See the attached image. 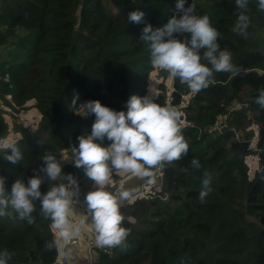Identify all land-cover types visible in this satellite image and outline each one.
Listing matches in <instances>:
<instances>
[{"label":"trees","instance_id":"obj_1","mask_svg":"<svg viewBox=\"0 0 264 264\" xmlns=\"http://www.w3.org/2000/svg\"><path fill=\"white\" fill-rule=\"evenodd\" d=\"M0 2V49H6L0 56V98L9 94L18 105L33 100L39 114L35 130L20 127V161L11 163L0 152V177L10 191L17 179L26 182L35 174L45 153L63 163L65 174L83 170L65 163L63 151L72 156L78 137L91 134L96 118L77 114L72 107L74 96L79 95L76 109L86 101H99L125 113L132 95L146 97L155 68L141 40L142 30L147 24L153 30L163 27L174 14L177 0ZM191 2L187 0L185 6ZM195 3L196 14L210 18L220 33L221 50L231 53L241 71L215 73L214 82L196 94L171 77L166 90L165 71L160 76L152 101L179 108L188 154L162 169V195L167 200L153 196V189L145 188V181L139 179L134 197L119 203L124 217L121 226L130 230L127 247H116L111 254L96 250L92 264H264V109L255 103L264 89V11L258 0H249L245 39L232 31L237 20L235 0ZM133 11L144 13L143 23L128 21ZM256 29L262 34L253 36ZM178 38L183 42L184 36ZM233 102L246 107L228 112ZM222 114H228L223 130L209 131ZM245 117L257 130L253 148L247 141L236 140L233 131ZM8 134L0 107V139ZM102 143L110 142L105 138ZM7 152L11 154L10 149ZM249 156L254 159L252 170L246 161ZM193 159L200 162V170L192 168ZM204 170L213 181L201 203ZM128 178L133 177L113 171L105 190L117 197ZM87 179L79 182L80 199L73 203L85 208L86 190L93 188L92 179L88 186L84 184ZM61 182L66 183L63 179L43 183L42 193ZM35 205L33 224L19 219L11 209L9 215L0 217V251L11 253L8 264H53L59 256V250L46 248L55 239L51 220L41 214L39 201ZM128 216L135 222H129Z\"/></svg>","mask_w":264,"mask_h":264},{"label":"clouds","instance_id":"obj_2","mask_svg":"<svg viewBox=\"0 0 264 264\" xmlns=\"http://www.w3.org/2000/svg\"><path fill=\"white\" fill-rule=\"evenodd\" d=\"M186 3L187 0H177L174 14L163 27L153 30L152 25L147 24L142 30L141 40L148 48L153 68L167 72L196 94L214 82L215 73L235 75L241 70L233 64L231 53L227 49L221 50L218 43L220 33L212 26L210 18L196 14L195 0L187 7ZM235 3L237 20L232 31L247 39L249 0H235ZM258 7L264 11V0H258ZM143 18L142 11H133L128 21L141 24ZM179 36H184L183 42ZM77 99L78 94L72 102L77 114L85 118L94 114L96 119L91 134L78 137V147H73L72 156L64 161L71 160L74 167L82 168L97 186L84 198L96 233L95 245L126 248L130 230L121 226L124 217L118 199L105 189L113 171L121 175L130 174L152 185L158 170L186 156L189 144L182 134V114L170 106H161L148 97L137 95H132L127 101V113L102 106L99 101H86L76 109ZM255 103L264 109V89L259 91ZM105 138L110 142L107 145L102 143ZM9 149L11 154L7 152ZM0 152L11 163L22 159L17 143L8 139H0ZM42 161L43 165L34 170L32 177L26 182L17 179L10 191L5 187V178L0 177V217L9 215L8 210L11 209L19 219L33 224L35 202L39 201L41 214L51 220V227L56 232V238L46 248H55L66 255L65 245L80 235L84 223L81 221L76 225L70 219L73 203L79 196V183L74 175L63 172V163L53 154L45 153ZM191 166L196 170L202 167L197 159L191 161ZM202 176L199 201L204 203L211 192L213 176L208 170H204ZM61 179L66 183H54L42 193L43 183ZM132 195L131 191L122 190L119 199L130 200ZM10 259L11 253L0 251V264H8Z\"/></svg>","mask_w":264,"mask_h":264},{"label":"rangeland","instance_id":"obj_3","mask_svg":"<svg viewBox=\"0 0 264 264\" xmlns=\"http://www.w3.org/2000/svg\"><path fill=\"white\" fill-rule=\"evenodd\" d=\"M259 34H262V31H259L258 29H256V31L254 32L253 36H258ZM7 41L10 42V39H7ZM7 48V47H6ZM4 53H6V49H0V56L3 55ZM259 70V69H258ZM260 72H263V70H259ZM164 73L163 70H158V69H154V71L150 74V78H149V84H148V94L146 97H148L149 99L152 100V92L156 91L158 92V82L160 80V76ZM170 76L167 72H165V77L163 79V82L165 84L166 90H169L170 87ZM4 98V99H3ZM3 98H0V107L3 109V114L5 116V119L8 122L9 125V134L5 139H8L10 141H14L17 143L20 142L21 139V130L20 127H26L28 129H32L35 130V128L37 127V124L39 122V114L36 110V108L34 107V101L30 100L25 102L23 105H18L15 102H13L11 100V97L9 94H4ZM7 101V102H5ZM178 112H179V108H175ZM248 115V112H247ZM241 124L239 126H235L233 127V129L236 132V140L239 141H247L249 143V145L253 148V144H254V137H255V126L254 124L249 121V118L245 117L244 119L241 120L240 122ZM238 137V138H237ZM63 157L67 156L68 152L63 151ZM247 164L250 165L251 170L254 168V159H252L251 156H249V158L246 159ZM252 171H250L251 173ZM133 178H128L127 181V185L125 188H121L118 189L117 191V199L118 202L121 204L122 202L126 201V200H120V192L122 190H128L131 191L133 193L132 198L134 197L135 193L133 192V189L136 187L137 183L139 184V178L131 176ZM90 179H87L84 181V184L86 186L89 185ZM92 185V184H91ZM97 186H94L92 188V190H94ZM92 190H86V193H88L89 191ZM131 198V199H132ZM80 205V204H79ZM81 206V205H80ZM80 210H78L79 212ZM73 214H71L70 217ZM90 223H92V219L90 220ZM88 224V223H87ZM93 259V256H92Z\"/></svg>","mask_w":264,"mask_h":264},{"label":"built area","instance_id":"obj_4","mask_svg":"<svg viewBox=\"0 0 264 264\" xmlns=\"http://www.w3.org/2000/svg\"><path fill=\"white\" fill-rule=\"evenodd\" d=\"M0 8H1V2H0ZM241 107H246V104L244 103H232L229 108H228V112L237 110ZM228 114H222L217 116V119L215 121V123L213 124L212 127L209 128V131H213V130H219L220 132L223 130L222 128L224 126H226V119H227ZM234 133H235V137L236 132L233 129ZM238 138V137H237ZM239 141V140H238ZM66 157H71V156H65L63 157V161ZM67 164L70 165H74L73 162L71 160L68 161H64ZM258 164L256 166V168H258ZM261 168L259 167V171ZM163 170H158L156 172V179H155V183L152 185L147 184V182H144V187L145 188H152L154 193L153 196L156 197H160V199L162 200H167V195H162V190H163ZM74 177L77 179L78 183L82 180H84L86 178V175L84 173V170H80L78 172H75ZM147 193V192H146ZM144 196L146 197H150L149 194H145ZM76 199H80V198H76ZM75 207L77 208V210H80L79 213H84L87 211V208H85V206H80V205H75ZM70 219L72 220V222L76 225H80V222L83 221V225H81V232L80 235L77 238H74L73 240L69 241L64 248V252L67 253L66 255H62L61 252L59 251V256L56 259V261L53 264H92L93 259L92 256L94 255L96 250H100L106 254H111L115 248H100L97 247L95 245V230H94V226L93 224H87V222L85 221V217L84 214H81L80 218H72L70 217ZM126 219L131 222L134 223L135 219L132 216H128L126 217ZM51 231L54 234V237L56 238V232L55 230L51 227ZM77 253L80 254H86L87 257L86 260H81L79 258H77Z\"/></svg>","mask_w":264,"mask_h":264},{"label":"crops","instance_id":"obj_5","mask_svg":"<svg viewBox=\"0 0 264 264\" xmlns=\"http://www.w3.org/2000/svg\"><path fill=\"white\" fill-rule=\"evenodd\" d=\"M255 133H257V130L256 129H255ZM91 184H92L91 185L92 187L96 186V184H95L94 181H92ZM78 198H80V197L78 196ZM71 214H73L72 215L73 216L72 218H80L81 217V214H84L85 221L88 224H93V223H90L91 217H90V214L88 213V211H86L84 213H79L78 210H77V208L75 207V204H73V206H72V213ZM76 255H77V258H79V259L82 260V257H84V260H86V258H85V257H87L86 254L84 255V254L77 253ZM93 260H94V255H93Z\"/></svg>","mask_w":264,"mask_h":264},{"label":"water","instance_id":"obj_6","mask_svg":"<svg viewBox=\"0 0 264 264\" xmlns=\"http://www.w3.org/2000/svg\"><path fill=\"white\" fill-rule=\"evenodd\" d=\"M82 3V1H80V4Z\"/></svg>","mask_w":264,"mask_h":264},{"label":"bare ground","instance_id":"obj_7","mask_svg":"<svg viewBox=\"0 0 264 264\" xmlns=\"http://www.w3.org/2000/svg\"><path fill=\"white\" fill-rule=\"evenodd\" d=\"M24 98V97H23Z\"/></svg>","mask_w":264,"mask_h":264}]
</instances>
